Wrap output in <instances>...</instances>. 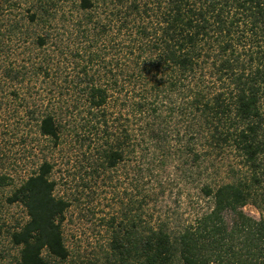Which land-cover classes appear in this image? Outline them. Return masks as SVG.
<instances>
[{"label": "trees", "instance_id": "trees-1", "mask_svg": "<svg viewBox=\"0 0 264 264\" xmlns=\"http://www.w3.org/2000/svg\"><path fill=\"white\" fill-rule=\"evenodd\" d=\"M52 6L27 13L38 52L11 78L43 80L23 88L24 128L102 147L93 177L127 170L108 264H264V0H74L55 33ZM52 174L0 167V264H66Z\"/></svg>", "mask_w": 264, "mask_h": 264}, {"label": "rangeland", "instance_id": "rangeland-1", "mask_svg": "<svg viewBox=\"0 0 264 264\" xmlns=\"http://www.w3.org/2000/svg\"><path fill=\"white\" fill-rule=\"evenodd\" d=\"M43 1L46 0H0V167L8 169L17 183L43 160L53 163L52 175L57 181L55 193L70 203L62 222L63 237L69 251L66 264H108L110 218L120 215L121 202L128 200L133 189L127 170L118 168L93 177L89 170L95 163L96 149L102 147H80L75 134H66L61 143L52 146L37 133L34 120L26 119L24 128L23 88L25 85L38 87L43 80L33 77L24 80L22 86L11 78L12 73L26 63L27 54L31 56L38 52L32 37L41 33L42 28L27 24L26 20L27 13L37 9ZM48 1L53 6L45 27L50 33H55L54 27H65L70 21L74 0ZM23 35L29 38L22 40ZM64 42L71 48L75 45L72 40ZM9 70L10 76L6 74ZM67 71L73 73L74 70L68 68ZM63 114L66 118L71 116L70 111ZM25 133L32 144L24 145ZM244 210L258 217L253 207L246 206ZM7 213L13 218H25L19 205L11 206Z\"/></svg>", "mask_w": 264, "mask_h": 264}]
</instances>
